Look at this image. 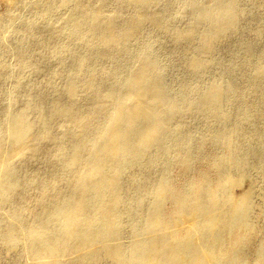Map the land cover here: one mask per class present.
<instances>
[{
	"label": "bare ground",
	"instance_id": "obj_1",
	"mask_svg": "<svg viewBox=\"0 0 264 264\" xmlns=\"http://www.w3.org/2000/svg\"><path fill=\"white\" fill-rule=\"evenodd\" d=\"M70 1L62 0V4L67 5ZM179 1L187 4L185 0ZM235 1L214 0L211 5L200 9L199 22L195 21L188 28L175 32L178 42L196 43L186 62L187 69L194 75H200L207 69L218 40L237 30L240 13L234 9ZM116 2L122 8L116 9L114 13L105 10L109 0H100V4L91 10H86L83 5L80 13L75 10L70 16L69 34L76 36L87 32L89 36L83 41L84 45L90 53L94 51L96 54L94 57L89 54L81 58L77 71L66 87L69 100L66 103L56 100L52 105L41 102L38 105L40 110L33 119L19 113L13 120L10 134L14 151L11 159L56 153L55 162L59 163L57 168L66 175V192H63L62 187L58 190L60 186L57 187V179L53 178L43 185H40L43 182L39 179L34 181L35 185L42 186L41 196L46 201L40 203L25 229L28 251L37 257L53 256L64 249H85L99 242H107V245L88 252L79 264H104L105 261L112 264H247L234 249L238 235L234 239L231 234L253 225V187L249 186L240 197L234 199L229 190L223 192L224 187L218 186L216 190L209 191L204 182L188 183L182 187L174 209L167 213L165 201L173 191L166 173L171 164L169 156L162 163L160 176L153 180L145 178L147 186L142 190L135 187L141 181L139 176L130 179L134 185L123 184L124 175L130 172L135 175L143 167L146 150L154 149L152 160L156 168L163 156L173 150L171 142L164 135L168 121L166 118L198 108L202 113L214 112L215 120H221L226 115V112L220 111L226 99L231 100L238 95L228 91L237 87L232 81V85L227 88L223 82L213 86L209 92L200 94L202 100L199 103L177 95L170 96L164 67L154 60L150 42L145 43L143 48L151 53L138 55L134 70L129 72L128 67L119 66L118 62L133 49L137 36L148 22L160 31L169 27L162 13L146 15L144 10L160 2L163 6L169 5L170 1ZM128 5L137 6L143 13L126 16L123 8ZM121 20L122 28H115V22ZM200 21L213 26L209 31H203ZM244 50L249 57L253 56L252 44L245 45ZM107 59L111 60L110 64L98 68V61ZM84 68L88 70L86 74H82ZM105 75L112 77L107 79ZM254 75L255 83L259 81L255 88L264 89V62L256 68ZM82 76H85L82 79L85 80L80 85ZM185 83L188 86L189 79ZM201 87L202 84L193 88L199 90ZM81 89L87 95L81 99V104L84 105V101L88 104V112H83L81 104L72 99ZM250 114L246 112L244 120H251ZM147 122L152 123L150 130L147 129ZM38 125L45 128L39 131ZM55 127L61 128L63 134L72 132V135L59 148L49 152L42 149L41 141L57 139ZM235 132L220 129L209 133L206 139L227 145L229 153L220 158L218 163L227 180L236 184L246 176L248 161L240 158L242 147L236 142ZM178 135L171 139L174 140ZM196 136L183 135L177 138L183 146L181 159L185 167L194 163L198 150L195 146ZM259 150L261 157H264V139ZM5 177L6 191L22 188L18 173L9 170ZM132 188H137L140 194L129 200L126 194ZM51 189L58 190L54 196L48 195ZM205 194L210 196L209 200L204 199ZM145 207L149 208L148 213L139 218L140 211ZM16 210L12 216H24V213ZM187 215L190 229L180 226ZM130 217H134V220H126ZM171 226L177 227L169 229ZM0 231L6 242L16 244L13 236L19 233L18 227L10 224L2 229L0 226ZM125 231L149 235L129 245L108 243ZM226 235L231 236L228 249L223 248L228 241ZM257 258L264 262V255H258ZM38 264L69 263L50 260Z\"/></svg>",
	"mask_w": 264,
	"mask_h": 264
},
{
	"label": "rangeland",
	"instance_id": "obj_2",
	"mask_svg": "<svg viewBox=\"0 0 264 264\" xmlns=\"http://www.w3.org/2000/svg\"><path fill=\"white\" fill-rule=\"evenodd\" d=\"M99 1L71 0L69 4L63 5L62 0H0V226L3 229L12 224L20 230L13 236L15 245L6 242L0 235V264H38L50 260L79 264L88 252L107 245V242H99L85 249L77 247L64 249L53 256L37 257L29 253L25 229L33 219L40 203L46 201V198L41 196L42 186L35 185L34 181L39 179L43 182L40 185H43L53 178L57 179V187L60 186L58 190L63 188V192H66V175L57 168L59 163L55 162L58 156L56 153H40L36 158L11 159L14 146L10 134L13 120L19 113L33 119L40 110L39 103L45 102L52 105L56 100L61 103L69 100L66 87L77 71L81 58L89 54L94 57L96 52L90 53L89 48L84 45L83 41L89 36L87 32H81L76 36L69 34L68 21L75 10L80 13V9H83L85 5V9L89 11L99 5ZM164 1H170L169 5L163 6L160 2L146 8L144 12L146 15L153 12L162 13L168 20L169 27L165 31H160L148 22L142 33L137 36L133 49L118 62L119 66H126L131 72L136 67L137 56L149 55L152 51L154 60L164 67L165 82L170 96L177 95L187 98V101L193 100L199 103L202 100L200 94L209 92L213 86L223 82L227 88L232 85V81L237 87L228 91L238 96L231 100L226 99L225 105L220 109L223 113L226 112V115H223L221 120H215L214 112L202 113L198 108L185 110L183 114L166 118L168 121H166L167 128L164 135L171 142L173 150L165 157L163 156L157 168L152 160L154 149L146 150L143 155L145 159L143 167L139 172H135V175L133 172L124 175L123 184L134 185L131 184L130 179L132 176H139L141 181L137 182L135 187L142 190L144 186H147L145 178L153 180L152 178L156 179L160 176L162 163L169 156L171 164L166 173L173 191L165 201L164 207L167 213L176 206L182 187L189 184L204 182L209 191H214L221 186L224 187L223 192L225 193V189L229 190L234 199L240 197L246 189L253 187L251 207L253 225L240 229L239 234L236 230L234 235L231 234L232 232L230 234L232 237L238 235V243L234 249L235 252H239L236 254L247 261V264H264L257 260L258 255H264V157H261L259 152L261 141L264 139V89L255 88L259 81L255 83L254 75L256 68L264 62V0L234 2V9L240 13L238 28L218 40L216 50L211 55V63L200 75H194L186 65L196 44L195 41L193 43L178 42L175 32L188 28L195 21L199 22L200 9L211 5L214 0H196L195 3L185 0L187 4L179 0ZM119 8L122 7L116 0H109L105 10L114 13ZM123 10L128 17L143 13L135 5H128ZM200 22L203 31H209L213 26L208 22ZM114 26L121 29L122 20L115 22ZM147 42L152 43L151 51L143 48ZM247 44H252L254 48L252 57H249L244 50ZM110 62L109 59L100 60L98 68ZM87 71L86 68L82 69V74H86ZM84 77H81L80 85H83ZM104 77L111 79L112 76ZM187 79H189L188 86L185 83ZM200 84L202 87L199 90L193 88ZM85 96L87 97L86 93L81 89L72 99L81 104V99ZM83 103L85 104H81L82 111L88 112V104L85 101ZM246 112L252 115L249 121L244 120ZM146 126L150 130L152 123L147 122ZM44 128L43 125L37 126L39 131ZM220 129L236 130V142L242 147L240 158L248 161L246 176L236 184L227 180L228 177L222 173L218 163L220 158L229 153L227 145H220L211 139H206L209 133ZM54 131L58 138L41 141L42 149L53 151L72 135V132L63 134L61 128L57 127ZM176 134H179L178 137L197 135L195 146L198 150L195 153L194 163L190 167H185L182 162L183 146L177 140L178 137L171 139ZM175 141L177 142L174 143ZM9 170L18 173L23 183L21 189L10 192L5 190L7 186L5 174ZM58 190L51 189L48 195L54 196ZM139 194L140 191L137 188H132L127 191L126 196L129 200H133ZM203 197L206 200L210 199L208 194ZM192 201L194 202L195 199L192 198ZM225 208L228 209V207ZM15 209L17 212L24 213V216L20 218L12 216ZM148 211L147 207L142 209L138 215L139 218L146 216ZM186 217L188 220L184 219L180 226L190 229L188 215ZM130 219L132 221L134 217L126 220ZM176 227L171 226L169 229ZM148 235L144 232L134 234L125 231L108 243L129 245ZM231 236L226 235L228 241L224 243V249L229 248L228 242ZM104 264L112 263L105 261Z\"/></svg>",
	"mask_w": 264,
	"mask_h": 264
}]
</instances>
